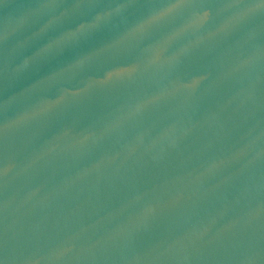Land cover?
Instances as JSON below:
<instances>
[{"label":"water","instance_id":"water-1","mask_svg":"<svg viewBox=\"0 0 264 264\" xmlns=\"http://www.w3.org/2000/svg\"><path fill=\"white\" fill-rule=\"evenodd\" d=\"M0 264H264V0H0Z\"/></svg>","mask_w":264,"mask_h":264}]
</instances>
